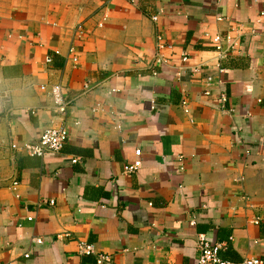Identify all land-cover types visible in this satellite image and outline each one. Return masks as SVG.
Listing matches in <instances>:
<instances>
[{"label": "crops", "instance_id": "crops-1", "mask_svg": "<svg viewBox=\"0 0 264 264\" xmlns=\"http://www.w3.org/2000/svg\"><path fill=\"white\" fill-rule=\"evenodd\" d=\"M54 85L68 143L14 151L63 121ZM0 96V264H199L198 235L264 259V0H0Z\"/></svg>", "mask_w": 264, "mask_h": 264}, {"label": "built area", "instance_id": "built-area-1", "mask_svg": "<svg viewBox=\"0 0 264 264\" xmlns=\"http://www.w3.org/2000/svg\"><path fill=\"white\" fill-rule=\"evenodd\" d=\"M221 2L222 0H218ZM153 20L157 22L159 17H154ZM221 20V19H220ZM257 35V31L253 32V36ZM209 37V35H207ZM214 50L218 55V59L226 60L230 57L239 56L243 54V44L240 34L234 36L232 33H223L217 34L213 38H211ZM158 49L165 50L171 48L170 45H167L162 37H158ZM70 55L73 57L74 63L78 62V57L75 53V49L72 48L70 50ZM52 62L51 58L47 59V63L50 64ZM165 62V61H164ZM189 62V57L184 55L183 63L186 64ZM41 90L43 92L48 93L53 103V112L57 117H61L63 121L61 123L53 121L51 126L47 128L42 134L39 141L35 143H28L22 147H18L17 145H12V149L14 151H22L26 155L30 157L42 158L46 154L49 153H59L63 150L64 146L68 143L70 139V134L67 126V117H68V109L69 103L65 97V92L61 85H54L51 87L42 86ZM9 97L0 96V114L4 113L7 110V104H9ZM138 156H141L142 152L137 151ZM142 163L140 160L135 162L133 165H128L126 167V172L128 174L135 173L140 167ZM52 206L55 204L54 202L50 203ZM32 220V219H29ZM192 225H195V221H191ZM34 243L41 245L43 244V240L41 238L36 239ZM198 263L199 264H264V259L260 258H248L241 262H230L221 258V253L226 249V245L223 244H214L208 240L206 235H198ZM80 251L85 255L95 254L94 248L88 244H81ZM26 258L30 257V254L25 255ZM98 264H114L113 257L110 255H98L97 256Z\"/></svg>", "mask_w": 264, "mask_h": 264}]
</instances>
